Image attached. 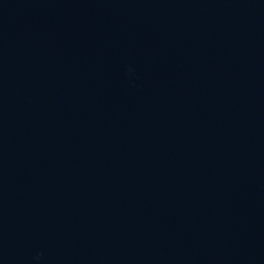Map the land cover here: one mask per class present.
I'll return each instance as SVG.
<instances>
[{"label": "water", "instance_id": "water-1", "mask_svg": "<svg viewBox=\"0 0 264 264\" xmlns=\"http://www.w3.org/2000/svg\"><path fill=\"white\" fill-rule=\"evenodd\" d=\"M0 264H264V0H0Z\"/></svg>", "mask_w": 264, "mask_h": 264}]
</instances>
